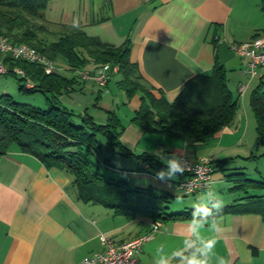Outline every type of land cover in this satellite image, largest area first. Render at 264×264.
Listing matches in <instances>:
<instances>
[{
	"label": "crops",
	"instance_id": "0c3cea01",
	"mask_svg": "<svg viewBox=\"0 0 264 264\" xmlns=\"http://www.w3.org/2000/svg\"><path fill=\"white\" fill-rule=\"evenodd\" d=\"M88 2L91 8L76 19L78 28L113 46L128 42L130 60L156 98L163 94L173 101L192 77L210 74L220 64L237 101L231 124L205 142L192 143L139 128L132 118L140 108L141 93L129 96L120 88L118 70L113 71L105 86L76 79L59 94L64 106L89 114L98 124H105L113 115L118 118L122 126L119 140L126 150L122 154L104 146L97 157L107 159L110 166L101 162L102 173L125 181L131 188L151 187L169 194L167 212L192 213L160 221L152 238L137 253L140 263L157 264L163 260L166 264H183L185 257L201 247L202 240L215 238L218 242L215 253L208 257L209 264H219L220 258L228 264H264V215L242 208L219 215L220 232L199 227L203 212L173 201L185 175L177 172L173 179L164 162L174 154H186L192 161L213 156L217 166L210 197L217 192L224 207L242 203L247 196L264 194V188L237 179L264 183V143H259L250 106L254 89L259 84L264 88V68L259 69V77H251L244 71L246 60L230 48L232 43L248 41L264 32V0ZM64 62L56 59L66 67ZM60 72L67 78L74 75L67 69ZM99 140L105 142L102 136ZM144 153L154 155L156 164L139 157ZM159 172L165 173L163 178L157 177ZM201 207L212 209L211 205ZM153 222L156 221L147 214L116 213L100 203L83 202L71 174L46 167L16 146L0 158V264H75L102 251L100 234L119 244L148 233Z\"/></svg>",
	"mask_w": 264,
	"mask_h": 264
},
{
	"label": "trees",
	"instance_id": "16d2710c",
	"mask_svg": "<svg viewBox=\"0 0 264 264\" xmlns=\"http://www.w3.org/2000/svg\"><path fill=\"white\" fill-rule=\"evenodd\" d=\"M50 1L0 0V35L7 36L14 43H26L55 62L62 58L65 66L71 69H81L87 64L110 63L112 67L116 66L121 75L119 87L129 96L137 91L141 93V105L132 121L144 132L159 131L201 143L232 123L237 101L228 88L222 65L216 64L210 74L192 77L173 101H168L163 94L156 98L151 86L141 77L137 65L131 62L128 42L113 46L87 36L72 24L60 23L63 31L49 30L44 11ZM5 61L9 67L19 66L25 71L33 83L30 88L25 86L23 78L12 74L22 81L21 89L42 92L46 105L35 107L17 102L8 94L0 97V158L16 146L21 152L37 157L46 167H57L71 174L77 196L83 202L100 203L116 213H143L159 222L191 216L188 210L167 212L171 196L165 192L151 187L131 188L125 181L102 173L101 162L110 166L107 159L97 157L104 146L122 154L126 150L119 140L122 126L115 115L110 116L105 124H98L89 114L77 113L61 103L59 94L71 81L79 79L76 75L67 78L60 71L46 74L36 64L8 57ZM250 106L256 120L259 143H264V88L261 84L252 92ZM99 136L104 137V143L100 142ZM139 157L151 165L157 162L149 153ZM212 165L215 173V159ZM237 179L249 186L264 188V183ZM244 200L224 207L221 214L247 208L264 215V194L247 196ZM192 209L204 212L205 207ZM210 210L213 214L217 211Z\"/></svg>",
	"mask_w": 264,
	"mask_h": 264
},
{
	"label": "built area",
	"instance_id": "2783aa9c",
	"mask_svg": "<svg viewBox=\"0 0 264 264\" xmlns=\"http://www.w3.org/2000/svg\"><path fill=\"white\" fill-rule=\"evenodd\" d=\"M230 48L235 54L246 60L244 68L246 73L251 77L260 76L259 69L264 68V32L256 34L248 41L232 43ZM4 57L39 65L46 74L67 69L79 79L91 81L98 86H105L111 71L117 70V67H112L110 63L85 66L81 69L59 66L55 60L32 46L26 43H14L7 36L0 35V75L14 73L25 80V86L28 88L32 87L33 83L28 80L25 71L19 66L9 67L3 60ZM242 89L243 86L239 88V91L241 92ZM177 157L190 169L183 173L186 176L177 185L181 193L188 196L205 191L212 195L211 183L214 175L212 161L214 157L204 156L196 161H192L186 154H179ZM160 224L159 221L153 222L148 233L119 244L114 243L112 237L102 233L100 234L102 251L93 252L75 264H141L137 253L141 245L152 238L153 232L159 228Z\"/></svg>",
	"mask_w": 264,
	"mask_h": 264
},
{
	"label": "rangeland",
	"instance_id": "374dc122",
	"mask_svg": "<svg viewBox=\"0 0 264 264\" xmlns=\"http://www.w3.org/2000/svg\"><path fill=\"white\" fill-rule=\"evenodd\" d=\"M90 5L91 4L88 0H51L44 11L46 25L51 31H63L64 29L61 28L60 23L71 24L74 20L76 21V19L82 17L83 12L89 9V7L91 8ZM56 23H59V25ZM49 38H51V35ZM57 59L59 60L60 58ZM21 84L22 81H19L18 77L14 76L12 73L0 75V97L4 94H8L17 102H26L35 107L45 106V95L42 92H27L25 89H21ZM117 161L118 160L115 159L116 163ZM177 194L178 195L173 199L174 202H183L194 207L208 206L212 204L210 197L205 196V191H201L196 195L194 194L195 196H183L177 186Z\"/></svg>",
	"mask_w": 264,
	"mask_h": 264
},
{
	"label": "clouds",
	"instance_id": "9594fccd",
	"mask_svg": "<svg viewBox=\"0 0 264 264\" xmlns=\"http://www.w3.org/2000/svg\"><path fill=\"white\" fill-rule=\"evenodd\" d=\"M72 27L78 28V22L73 21ZM168 165V175L172 176L175 179V173L179 172L181 175L186 171L190 170L186 165H184L180 158L175 154L169 159L164 161ZM165 175L164 172H159L157 174L158 178H163ZM206 197H210V194L205 192ZM214 199V202L211 204L212 209H216V213L213 214L212 211L205 207L203 212V217L199 222V227H208L210 230L214 232H220L221 228L219 226L218 217L222 213L224 208L223 198L216 192L214 197H210ZM217 240L215 238H207L202 240L201 247L196 249L195 252L191 253L190 256L185 257L183 264H209L208 257L210 254L215 253V247L217 244ZM157 264H166L165 261H158ZM219 264H228L223 258L219 259Z\"/></svg>",
	"mask_w": 264,
	"mask_h": 264
}]
</instances>
